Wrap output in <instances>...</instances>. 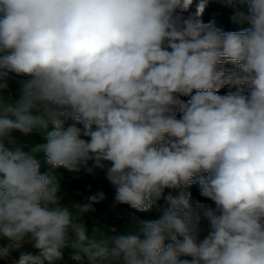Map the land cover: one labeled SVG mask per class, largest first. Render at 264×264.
<instances>
[{
	"label": "clouds",
	"instance_id": "9594fccd",
	"mask_svg": "<svg viewBox=\"0 0 264 264\" xmlns=\"http://www.w3.org/2000/svg\"><path fill=\"white\" fill-rule=\"evenodd\" d=\"M241 2L250 27L224 32L201 19L208 0H0V92L27 77L0 95V260L57 264L71 246L75 264H264V0ZM39 152L105 170L116 203L160 218L90 239L104 194L63 205ZM195 183L215 207L165 195Z\"/></svg>",
	"mask_w": 264,
	"mask_h": 264
},
{
	"label": "trees",
	"instance_id": "16d2710c",
	"mask_svg": "<svg viewBox=\"0 0 264 264\" xmlns=\"http://www.w3.org/2000/svg\"><path fill=\"white\" fill-rule=\"evenodd\" d=\"M210 2V3H209ZM212 2V3H211ZM209 5L203 13L201 19L205 23L213 22L217 28H220L224 32L230 31H243L250 27L246 22H239L238 19L234 20V17L238 12L248 13V6L246 3H242L241 0H208ZM190 12L191 9H190ZM189 13H185L187 16ZM226 68H234L232 64L224 65ZM27 77L17 76L16 74H10L7 78V89L0 92L5 98L18 99L19 90L21 87V81ZM229 91H236L235 88H229L225 86L220 90L218 94L225 95ZM245 94H247L245 90ZM185 102L189 97H181ZM177 118H180V113H177ZM75 123L72 120H68L65 127ZM81 126V125H77ZM82 127V126H81ZM17 139L24 144L25 150L30 151L32 147L38 144L46 143L44 136L40 133H32L29 136H24L21 133L15 134ZM85 138V137H82ZM87 139V138H85ZM35 158L40 163L41 174L48 173L53 176L60 185L59 195L63 197L61 203L67 205L74 202L85 203L86 197L102 192L105 196L103 200L93 205L95 211L84 214L83 220L86 227V235L90 239L101 240L110 235H118L124 232H131L140 228V221H154L160 218L161 210L153 207L149 211H138L131 208L127 204H118L115 201V188L106 178V171L96 169L94 174H88L84 171L79 173H73L64 167H53L47 163L46 156L43 152L35 154ZM72 174L75 175L72 177ZM70 176V181L61 180L60 176ZM207 178V173L202 174ZM183 190L191 194L190 203L195 206L196 203H202L210 205L211 200L204 197L201 193V189L198 183L189 186L186 189H166L165 195L172 194L178 195ZM114 203V204H113ZM113 204V205H112ZM161 207H165V201H159ZM6 241L0 240V243ZM169 241H166L168 243ZM24 251L35 254L37 250L30 244H25ZM74 249L71 246H66L62 249L63 259L58 261L57 264H75L71 260V255ZM19 252H14L12 256L7 260H0V264H13V261L19 257ZM190 259V257H184Z\"/></svg>",
	"mask_w": 264,
	"mask_h": 264
},
{
	"label": "rangeland",
	"instance_id": "374dc122",
	"mask_svg": "<svg viewBox=\"0 0 264 264\" xmlns=\"http://www.w3.org/2000/svg\"><path fill=\"white\" fill-rule=\"evenodd\" d=\"M210 3V2H209ZM209 3H208V5H209ZM212 3V2H211ZM75 175H73L72 174V177H74ZM60 178H61V180H63V181H70V176L69 177H67L66 175H64V176H60ZM114 204V203H113ZM112 204V205H113ZM210 205L212 206V207H215V205H214V202L213 201H211V203H210ZM206 223V222H205ZM25 247V246H24ZM68 262H66L65 264H67Z\"/></svg>",
	"mask_w": 264,
	"mask_h": 264
},
{
	"label": "built area",
	"instance_id": "2783aa9c",
	"mask_svg": "<svg viewBox=\"0 0 264 264\" xmlns=\"http://www.w3.org/2000/svg\"><path fill=\"white\" fill-rule=\"evenodd\" d=\"M191 11L194 13V11H195V7H193V8L191 9Z\"/></svg>",
	"mask_w": 264,
	"mask_h": 264
}]
</instances>
